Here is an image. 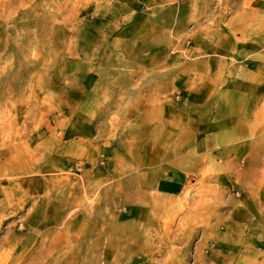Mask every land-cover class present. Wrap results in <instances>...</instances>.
I'll return each instance as SVG.
<instances>
[{
    "label": "rangeland",
    "instance_id": "1",
    "mask_svg": "<svg viewBox=\"0 0 264 264\" xmlns=\"http://www.w3.org/2000/svg\"><path fill=\"white\" fill-rule=\"evenodd\" d=\"M164 2L178 0H0V153L45 152L67 135L114 139L130 125L115 118L147 97L158 60L150 51L178 66L185 43L178 9ZM176 92L167 93L170 102ZM100 153L106 165H98ZM95 158L94 195L55 248H25L18 181L6 183L0 264H264V172L240 184L203 178L164 195L145 174L113 175L99 145ZM85 169L69 160L65 174L84 181Z\"/></svg>",
    "mask_w": 264,
    "mask_h": 264
},
{
    "label": "crops",
    "instance_id": "2",
    "mask_svg": "<svg viewBox=\"0 0 264 264\" xmlns=\"http://www.w3.org/2000/svg\"><path fill=\"white\" fill-rule=\"evenodd\" d=\"M161 6L178 9L185 43L178 66L167 64L171 56L164 51H150V59L158 60L150 65L147 97L115 118L130 125L114 139L67 135L45 152L28 147L0 153V216L10 206L6 183L16 178L20 215L29 219L23 226L26 249L55 248L60 233L73 231L74 211L97 185L90 177L97 145L110 157L113 175L136 171L139 180L145 174L164 195L203 178L240 184L264 172V0ZM173 88L178 98L170 102ZM91 132L86 125L83 135ZM69 160L87 167L84 181L65 174ZM28 238L34 239L30 245Z\"/></svg>",
    "mask_w": 264,
    "mask_h": 264
},
{
    "label": "built area",
    "instance_id": "3",
    "mask_svg": "<svg viewBox=\"0 0 264 264\" xmlns=\"http://www.w3.org/2000/svg\"><path fill=\"white\" fill-rule=\"evenodd\" d=\"M176 98H178V96ZM97 163H98V165H106L107 164V159L103 153L99 154V159H98ZM72 167H73L74 171L77 173L81 172L83 169V166L78 164V163H75V165H73Z\"/></svg>",
    "mask_w": 264,
    "mask_h": 264
}]
</instances>
